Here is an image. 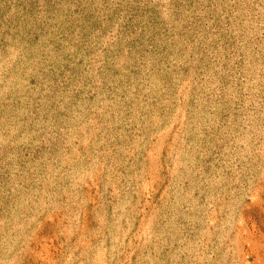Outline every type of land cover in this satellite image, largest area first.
Listing matches in <instances>:
<instances>
[{"label":"rangeland","instance_id":"obj_1","mask_svg":"<svg viewBox=\"0 0 264 264\" xmlns=\"http://www.w3.org/2000/svg\"><path fill=\"white\" fill-rule=\"evenodd\" d=\"M0 264H264V0H0Z\"/></svg>","mask_w":264,"mask_h":264}]
</instances>
